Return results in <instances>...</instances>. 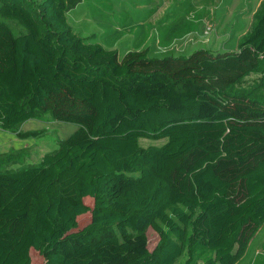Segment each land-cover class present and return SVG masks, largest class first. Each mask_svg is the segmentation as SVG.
<instances>
[{
	"label": "trees",
	"instance_id": "16d2710c",
	"mask_svg": "<svg viewBox=\"0 0 264 264\" xmlns=\"http://www.w3.org/2000/svg\"><path fill=\"white\" fill-rule=\"evenodd\" d=\"M80 1L0 0L27 29L0 19V129L43 111L78 125L39 165L0 172V264H32V248L43 264H236L264 222V98L234 89L264 66V4L237 50L156 58L75 32Z\"/></svg>",
	"mask_w": 264,
	"mask_h": 264
},
{
	"label": "rangeland",
	"instance_id": "374dc122",
	"mask_svg": "<svg viewBox=\"0 0 264 264\" xmlns=\"http://www.w3.org/2000/svg\"><path fill=\"white\" fill-rule=\"evenodd\" d=\"M264 0H81L67 13L75 32L106 48L129 50L151 48L152 57L189 55L203 48L213 51H235L252 30ZM1 6V4H0ZM19 35L27 31L17 19L3 17ZM234 89L252 91L264 98V66L251 72ZM78 125L60 121L50 111L19 124L13 131L0 129V172H16L39 165L48 153L58 150ZM166 138L142 137L143 146L161 145ZM86 179L101 181L103 176L91 171ZM93 204V198L85 197ZM79 226L91 221L90 212L79 216ZM104 228L90 226L89 234L97 236ZM149 246L157 248L161 239L148 230ZM32 264H43L45 258L32 248ZM185 255L178 261H184ZM236 264H264V222L247 245Z\"/></svg>",
	"mask_w": 264,
	"mask_h": 264
}]
</instances>
